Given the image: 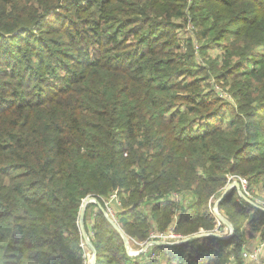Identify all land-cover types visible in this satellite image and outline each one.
Listing matches in <instances>:
<instances>
[{
	"label": "trees",
	"instance_id": "16d2710c",
	"mask_svg": "<svg viewBox=\"0 0 264 264\" xmlns=\"http://www.w3.org/2000/svg\"><path fill=\"white\" fill-rule=\"evenodd\" d=\"M231 176L264 206V0H0V264H85L88 197L181 236L131 257L88 203L96 264H246L264 212L235 188L209 235Z\"/></svg>",
	"mask_w": 264,
	"mask_h": 264
},
{
	"label": "built area",
	"instance_id": "2783aa9c",
	"mask_svg": "<svg viewBox=\"0 0 264 264\" xmlns=\"http://www.w3.org/2000/svg\"><path fill=\"white\" fill-rule=\"evenodd\" d=\"M223 96L227 97V95L225 93H223ZM233 181H237L239 183L241 191L248 197V193H247V185H248V183H247V180L245 178H241L239 176H237V177L236 176H231L229 178V182L227 184H229V183H231ZM227 184H226V186H227ZM110 201H114L115 203L119 204L115 193H113V194L110 195V198H109L108 202H110ZM241 201H242L241 198H238V202L241 203ZM108 202H106V203L108 204ZM215 202H216V200L213 199L212 200V205H209L210 213L214 216L215 221L218 224H222L225 227V231L226 232L225 233H222L220 235H222V236L226 235L224 237H227L229 235L230 231H229V229L222 222H220L217 219L216 214L218 213V211H217V208H215V206H214ZM262 207L264 208V206H262ZM109 208L110 207L108 206L107 207L108 212L106 211L107 214L109 215L110 218H112L114 221H116V219H115V212H112ZM179 238H181V236L176 235V234L173 233L172 230H169L168 232H165V233L151 232L149 234L148 240L147 241H143V242L136 241V240H134V239H132L130 237H127V240L129 242V245H132L134 248H136V250H134L135 252H133V251L131 252V254H135V255H133L131 257H134V256L139 255L138 253L140 252V250L146 244H149V246L144 251L145 253L148 252V249L151 246H154L153 244L150 245L151 242L164 243L166 241H171V244H174V243H176V241H173V240H177ZM82 246L84 248H87L85 242L83 241V239H82ZM263 247H264V243H260V244H258V247L255 248V250L253 252H248L245 249H243L242 256L246 260V262L247 261L248 262H256L258 260V256L261 254V252L263 250ZM86 256H88V260L87 261H86ZM146 257H148V259H151L152 260V259L157 258L158 255L156 253H154V252H151ZM90 259H91V253L85 252V264H89ZM257 264H261V263L258 262Z\"/></svg>",
	"mask_w": 264,
	"mask_h": 264
},
{
	"label": "water",
	"instance_id": "95a60500",
	"mask_svg": "<svg viewBox=\"0 0 264 264\" xmlns=\"http://www.w3.org/2000/svg\"><path fill=\"white\" fill-rule=\"evenodd\" d=\"M231 188H235L239 197L244 201L246 202L247 204L257 208L258 210H261L264 212V208L255 204L253 201H251L240 189V185L237 181H233L229 184H227V186L223 189L222 191V194L221 196L216 200L214 206L215 208L218 207V204L219 202L227 195L228 191L231 189ZM88 203H95L97 205V207L99 209L102 210V212L104 213V216L107 218V220L109 221V223L112 225V227L120 234V236L122 237L123 241H124V247H125V252L127 255L129 256H133L135 254H131V251H130V247H129V242L127 240V236L124 234V232L121 230V228L119 227V225L117 224L116 221H114L112 218L109 217V215L107 214V212L101 207V205L93 198L91 197H88L86 199L83 200L81 206H80V210H79V216H78V226H79V231H80V234H81V238L83 239V241L85 242L86 244V247L87 249L90 251L91 253V259L89 261V264H96V253H95V249L92 245V242L90 241L89 237L87 236L85 230H84V226H83V216H84V212H85V207ZM216 217L217 219L222 222L230 231L229 235L233 232V228L231 226V224L226 220L224 219L219 213L216 214ZM205 234L203 233H199V234H195L194 236H191L190 238H186L184 240H182L181 242H184V241H187V240H190L192 238H198V237H201ZM210 236H215V237H220V238H226L222 235H217V234H209ZM228 235V236H229ZM159 245L161 243L159 242H151L150 245ZM176 244V243H175ZM149 246V244H146L138 254H141L143 253L146 248Z\"/></svg>",
	"mask_w": 264,
	"mask_h": 264
},
{
	"label": "crops",
	"instance_id": "0c3cea01",
	"mask_svg": "<svg viewBox=\"0 0 264 264\" xmlns=\"http://www.w3.org/2000/svg\"><path fill=\"white\" fill-rule=\"evenodd\" d=\"M254 242V243H252ZM250 243H252L251 245H249ZM258 244L259 242L255 239H252V240H247V243H246V247H244V249L248 252H253L255 250V248L258 247ZM89 250L87 249V252ZM90 252V251H89ZM258 262H260L262 264V262H264V247H263V250L261 252V254L258 256V260L256 262H246V264H257Z\"/></svg>",
	"mask_w": 264,
	"mask_h": 264
},
{
	"label": "rangeland",
	"instance_id": "374dc122",
	"mask_svg": "<svg viewBox=\"0 0 264 264\" xmlns=\"http://www.w3.org/2000/svg\"><path fill=\"white\" fill-rule=\"evenodd\" d=\"M109 209L112 211V212H116V207H117V205H114V206H111V204L109 205ZM224 231V230H223ZM222 231V232H223ZM224 232H226V231H224ZM252 243H254V242H252ZM252 243H250L249 245H251ZM129 247H130V251L132 252H135L134 250H136V248H134L132 245H129ZM87 250V248H85V252H87L86 251ZM87 253H90L89 251L87 252ZM88 260V256H86V261Z\"/></svg>",
	"mask_w": 264,
	"mask_h": 264
}]
</instances>
